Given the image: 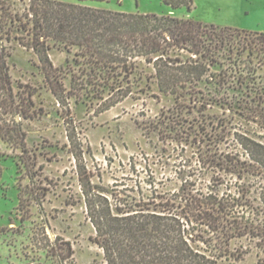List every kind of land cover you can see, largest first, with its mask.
Instances as JSON below:
<instances>
[{
	"label": "rangeland",
	"instance_id": "374dc122",
	"mask_svg": "<svg viewBox=\"0 0 264 264\" xmlns=\"http://www.w3.org/2000/svg\"><path fill=\"white\" fill-rule=\"evenodd\" d=\"M13 1V11L20 15L29 4ZM82 3L192 18L244 31L233 45L218 51L209 80L181 90L179 99L160 91L151 65L142 64L131 76V94L107 110L105 106L122 90L93 84L71 89V73L80 75L87 67L77 46L51 41L50 58L64 75L66 98L60 102L35 51L18 40L7 43L14 92L24 100L30 117L22 119L26 152L19 139L0 138V264H59L54 252L43 248L58 236L70 241L74 250L65 264L104 261L92 239L95 229L87 218L69 131L83 151L82 164L91 183L109 191L111 198L110 192L137 200L176 194L177 201L185 203L181 197L191 192L241 190L264 218V171L250 163L239 143L242 137L264 142V122L256 118L258 102L253 100L264 93V35H256L264 33V0H194L190 10L164 0ZM250 40L251 49L244 48ZM230 250L247 252L224 264H264V242L258 238H233Z\"/></svg>",
	"mask_w": 264,
	"mask_h": 264
},
{
	"label": "trees",
	"instance_id": "16d2710c",
	"mask_svg": "<svg viewBox=\"0 0 264 264\" xmlns=\"http://www.w3.org/2000/svg\"><path fill=\"white\" fill-rule=\"evenodd\" d=\"M79 1L29 0L20 15L13 11V0H0V138L11 142L19 139L24 152L22 119L30 117V112L14 92L7 43L18 40L35 51L49 87L60 102L66 98L64 75L50 58L51 41L67 48L77 46V54L85 58L87 67L80 75L71 73V89L93 84L122 90L121 96L105 106L107 110L131 94V76L142 64L151 65V76L160 91L179 99L181 90L209 80L211 67L219 61L218 51L233 45L239 32L244 31L173 15L114 11ZM164 2L190 10L194 0ZM21 31L25 34L19 35ZM251 43L244 48L248 45L251 49ZM253 100L258 102L256 118L264 122V93ZM68 138L78 166L87 218L95 229L92 239L103 253V262L94 260L91 264H224L231 258L242 259L247 252H232L233 238L249 236L264 242L263 211L248 203L244 191L220 194L211 188L191 192L189 197H181L185 203L178 202L176 194L137 200L110 192L111 198L109 191L91 183L82 164L83 151L74 144L71 131ZM239 143L250 163L264 171V142L242 137ZM36 201L42 208L41 198L36 197ZM19 209L25 212L23 196ZM43 248L47 253L54 252L59 264H65L74 254L71 242L59 236Z\"/></svg>",
	"mask_w": 264,
	"mask_h": 264
}]
</instances>
